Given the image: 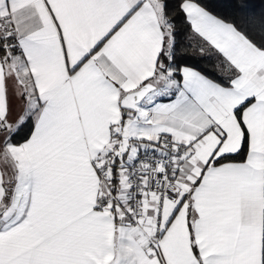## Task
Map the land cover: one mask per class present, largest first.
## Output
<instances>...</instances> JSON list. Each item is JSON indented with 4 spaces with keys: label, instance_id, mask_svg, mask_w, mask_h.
I'll return each mask as SVG.
<instances>
[{
    "label": "snow or ice",
    "instance_id": "obj_1",
    "mask_svg": "<svg viewBox=\"0 0 264 264\" xmlns=\"http://www.w3.org/2000/svg\"><path fill=\"white\" fill-rule=\"evenodd\" d=\"M0 264H264V10L0 0Z\"/></svg>",
    "mask_w": 264,
    "mask_h": 264
},
{
    "label": "trees",
    "instance_id": "obj_2",
    "mask_svg": "<svg viewBox=\"0 0 264 264\" xmlns=\"http://www.w3.org/2000/svg\"><path fill=\"white\" fill-rule=\"evenodd\" d=\"M173 2H175V0H173ZM251 3L255 12L259 13L261 10H264V3H262L261 0H251ZM204 63H207V61Z\"/></svg>",
    "mask_w": 264,
    "mask_h": 264
}]
</instances>
